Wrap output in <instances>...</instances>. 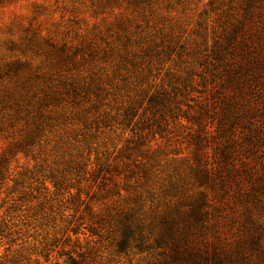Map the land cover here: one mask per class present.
I'll list each match as a JSON object with an SVG mask.
<instances>
[{
  "label": "rangeland",
  "instance_id": "374dc122",
  "mask_svg": "<svg viewBox=\"0 0 264 264\" xmlns=\"http://www.w3.org/2000/svg\"><path fill=\"white\" fill-rule=\"evenodd\" d=\"M238 4L0 0V264L163 261L164 221L210 194L170 111ZM125 223L148 250L116 252Z\"/></svg>",
  "mask_w": 264,
  "mask_h": 264
},
{
  "label": "trees",
  "instance_id": "16d2710c",
  "mask_svg": "<svg viewBox=\"0 0 264 264\" xmlns=\"http://www.w3.org/2000/svg\"><path fill=\"white\" fill-rule=\"evenodd\" d=\"M236 1L237 11L217 27L200 71L191 73L197 96L183 116L170 111L173 121L189 125L179 122L196 179L210 194L187 216L164 221L155 243L168 251L154 264H264V0ZM172 101L165 92L150 99L156 105ZM239 209L251 216H235ZM120 231L118 254L150 248L140 225L125 223ZM70 264L80 263L70 258Z\"/></svg>",
  "mask_w": 264,
  "mask_h": 264
}]
</instances>
